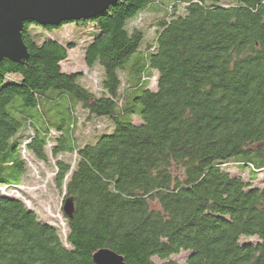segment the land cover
I'll return each instance as SVG.
<instances>
[{
	"label": "trees",
	"instance_id": "trees-1",
	"mask_svg": "<svg viewBox=\"0 0 264 264\" xmlns=\"http://www.w3.org/2000/svg\"><path fill=\"white\" fill-rule=\"evenodd\" d=\"M169 1L25 22L27 60H0V264H93L101 248L126 264H177L181 251L183 264H264V182L225 168L264 174V0ZM147 10L162 16L129 26ZM68 23L70 39L48 35ZM81 37L97 93L62 70ZM82 123L93 127L79 145ZM29 152L51 161L62 205L73 200L64 239L15 194Z\"/></svg>",
	"mask_w": 264,
	"mask_h": 264
},
{
	"label": "rangeland",
	"instance_id": "rangeland-1",
	"mask_svg": "<svg viewBox=\"0 0 264 264\" xmlns=\"http://www.w3.org/2000/svg\"><path fill=\"white\" fill-rule=\"evenodd\" d=\"M223 5L231 4V0H217ZM164 5L170 4L169 0H163ZM183 5L176 6V10H181ZM152 10H157L156 7L152 8ZM174 11V12H175ZM162 16V13L159 12H149L147 10L146 13H141L139 19H133L130 21L129 26L132 25H138L147 27L155 18H159ZM137 22V23H136ZM72 25L70 23L66 24L64 29L61 30H54L52 33L48 34L51 38H56L59 41L64 38H71L73 29ZM76 31V29H75ZM153 30H149L147 28V38L150 39L152 37ZM77 33V31H76ZM46 34V33H44ZM86 37H81L78 42L75 49L69 51L68 53V59L62 63V70L65 72H76L81 71L82 76L79 78V83L83 85L84 87L94 91L97 93L99 90V79L101 76V69L98 66H95L93 68H88L83 60V51H82V45H85ZM87 74V75H86ZM155 78L150 79L149 81V88L154 89L155 87ZM95 81V82H94ZM57 109L60 111H57L60 114H63V108L60 106ZM76 113L84 119L86 122L88 120L86 119L87 113L82 111L79 107L76 108ZM60 115L56 114V117L53 116V120L55 122H59ZM137 116L132 117V121H136ZM138 118V117H137ZM90 123V122H89ZM93 123V122H92ZM109 125L108 121L103 120L99 121V127L100 128H106ZM93 125L82 123L78 125L75 128V136L77 138V142L79 145H82L84 142H87L91 138V129ZM102 132H98L96 135L100 134ZM32 161L30 164V167L25 171V174L23 175L22 182L19 184L18 188H20L19 192L15 194H22V198L25 200L27 206L31 209H33L37 216L41 220L48 221L51 224H54L60 231V234L62 238L64 239L66 228L63 220V212L61 210L62 207V201H63V193L60 192L59 189L56 188L55 182H54V173H53V166L51 164V161L42 162L38 159L34 158V156L29 152ZM70 155H64L63 159L69 160ZM226 170L230 172L232 175H240L242 178L247 179V181H250L251 184L258 185L261 182H264V174H261L258 179H248L247 170L246 169H240L238 166L234 164H228L225 166ZM260 174V173H258ZM11 181V180H9ZM2 191H5L6 189L4 187H1ZM13 188L9 190V192H12ZM256 241L255 237L252 238H241V241ZM187 256V252L181 251L176 255H172L169 258L171 260H174L177 262V264H183L184 260ZM156 260V259H155ZM157 263H160L159 260H156Z\"/></svg>",
	"mask_w": 264,
	"mask_h": 264
},
{
	"label": "water",
	"instance_id": "water-1",
	"mask_svg": "<svg viewBox=\"0 0 264 264\" xmlns=\"http://www.w3.org/2000/svg\"><path fill=\"white\" fill-rule=\"evenodd\" d=\"M117 0H0V60L24 62L27 48L21 37L25 22L59 24L69 20L93 17ZM62 212L69 218L73 200L66 199ZM93 264H126L123 257L108 248L92 254Z\"/></svg>",
	"mask_w": 264,
	"mask_h": 264
}]
</instances>
